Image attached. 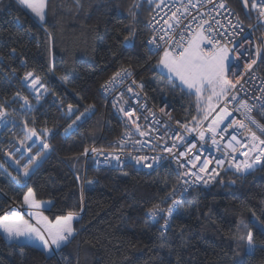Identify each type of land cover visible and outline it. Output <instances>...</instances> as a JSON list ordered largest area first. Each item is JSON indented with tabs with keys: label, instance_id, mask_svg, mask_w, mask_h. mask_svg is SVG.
I'll list each match as a JSON object with an SVG mask.
<instances>
[{
	"label": "trees",
	"instance_id": "obj_1",
	"mask_svg": "<svg viewBox=\"0 0 264 264\" xmlns=\"http://www.w3.org/2000/svg\"><path fill=\"white\" fill-rule=\"evenodd\" d=\"M226 1L244 24L252 22L238 0ZM153 5L148 0H48L41 24L16 0H0V104L17 121L12 132L18 138L27 124L38 133L48 129L51 145L25 176L4 161L12 133L0 131V216L14 203L26 209L25 220L41 227L29 212L49 221L78 213L75 235L51 253L30 241H9L0 231V264H264V232L258 227L264 226V167L242 176L222 172L211 187L189 190L179 197L167 227H162L163 215L154 220L147 210L171 203H161L177 184L171 169L84 168L85 147H105L120 132L100 92L119 68L130 67L148 98L155 104L165 101L177 118L196 126L192 118L203 116L194 95L161 75L160 56L146 46L145 23ZM254 34L264 35L259 28ZM126 36L131 37L127 43ZM258 69L264 76L263 58ZM27 72L47 89L39 101L22 83ZM16 93L27 96L32 107L21 112ZM69 104L77 108L72 115ZM89 105L86 116L66 132ZM256 115L264 124V114ZM17 176L19 182L13 179ZM29 188L40 208L24 204ZM249 230L252 253L246 249Z\"/></svg>",
	"mask_w": 264,
	"mask_h": 264
},
{
	"label": "snow or ice",
	"instance_id": "obj_2",
	"mask_svg": "<svg viewBox=\"0 0 264 264\" xmlns=\"http://www.w3.org/2000/svg\"><path fill=\"white\" fill-rule=\"evenodd\" d=\"M16 2L19 6L30 12L39 23H46L48 0H16ZM209 2H211V0H209ZM77 3L79 4V0H77ZM148 3L152 5L154 0H148ZM176 3V10L171 13L169 19L163 21V25L166 27L161 29L163 34L159 36V42L155 35L153 39L149 40V50H153V47L156 50L163 47V54L157 62L156 67L161 69V75L166 76L174 86L176 82L179 81V86L182 91L186 90L188 95H195L197 112L198 114L203 112V116L200 120H197L195 116L192 118L193 122H195V127H190L189 123L181 124L177 121V124L184 131L180 132L173 130L171 133H166V137L172 141V145L169 147L167 144H164L161 151L167 153L169 157L176 160L180 168H183L184 165L180 163L179 158L188 156V153L180 151L177 156L176 150L185 143H188L187 136L184 133L198 132L200 141H206L207 137L205 133H210L212 144L219 145V141L217 140L218 135L222 136L224 139H228V137L223 136V133H226L229 129L235 128L243 130L247 128V134L243 137V140L238 139L235 134L231 135L229 142L225 145L227 149H231V153L225 152V156L229 158L227 160L217 159L215 160V164L221 168L227 164L229 168H235L236 172L240 174H246L257 167H264V139L258 137L256 132L248 127V124L255 125L259 128L261 134L264 135V124H260L252 116V112L257 105L260 108H264V87L261 88V93L259 95L251 98L255 101V103L252 104H250L248 100L241 99L239 95L240 92L245 91L244 83H246V81L243 80V77L250 72L257 63L256 59H247L251 53L245 48V45L252 43L250 39L252 31L257 26H264V0H251V10L258 13L257 25H248L247 33L242 26L243 22L240 21L239 16L236 17L235 24L229 21L231 31L221 32L218 29H213L208 20H203L196 29L191 30L192 23L197 20V17L193 16L186 26L189 29L188 36L190 37L187 40H185L183 30H181L180 33V40H176L171 33L176 26L182 25V18L184 16L190 15L189 7L195 8L197 4L193 3V0H187L186 4L180 3V0H176ZM197 3H199V0H197ZM242 3L246 9L249 8V0H242ZM139 6V3L134 4V7L138 8ZM155 7L163 11L165 8H168L169 5L165 0H158V2H155ZM218 7L226 9L227 5L222 2ZM132 15L134 16L135 13H132ZM215 24L219 25L220 21L216 20ZM205 25H207V27H205ZM237 29H239V31H237ZM229 37L231 39H229ZM130 39L131 37L126 36L124 38L125 43ZM241 40H243V43H241ZM13 51H15V49H13ZM255 56L264 58V44L256 46ZM242 61L243 71L240 70ZM130 74L128 68H121L109 81L102 85V88L108 91L111 85L115 84L118 80L126 78ZM33 75V72H27L23 79L29 81ZM253 79H255V77H253ZM133 83H135V81H133ZM29 87L37 93V101L41 98V89L47 91L45 85L40 82L39 77L32 78ZM140 87H143V85H140ZM128 91L132 92L133 89L129 87ZM16 96L19 100L23 101L20 104L21 108L32 107L27 96H21L20 93H16ZM234 101H239V103L232 112H230L226 106L216 111L217 105L221 102L227 105ZM92 107V105H89L85 108L84 112L77 115L75 120L68 125L65 131L67 132L75 126L78 121L82 120ZM120 111L123 112L125 117L132 121L134 130L139 133L140 137L150 135L149 132L141 130V126L136 120H132V117L135 115V110L126 111L124 108H121ZM238 111L245 117L244 120L234 118V112ZM68 112L74 114L73 105H68ZM160 112L168 115L169 120L172 118L165 112L164 107L160 108ZM149 115L152 116L156 124L160 123L151 110H149ZM8 116L9 113L5 110L4 105L0 104V121H7ZM227 119H230L231 123H228L227 126L218 133L217 129L221 128V125L224 124ZM145 120H147V117H145ZM208 120L211 122L208 123L205 129L203 124ZM165 127H167V125H165ZM24 130L25 136L19 141L21 147L16 149V151L20 152L21 149H23L24 152L28 153L27 163H25L21 169L23 174L27 176L31 167L43 157V154L51 148V145L46 139L49 132L48 129H43L42 132L38 133L36 128H30L25 124ZM133 136L134 134L132 131L125 132L123 137L118 141L121 146L120 153H108L107 155L111 157V160L106 158L104 162L111 163V161L114 160L117 164H121L123 162L121 156L126 155L137 165L143 167L145 162H147L148 167H153L160 159H164V157L159 156H134L132 152L125 153L123 149L128 144H132L135 150L139 151L141 148L145 147L146 143H150V141L145 142L142 139H134ZM163 139V137L158 138V142ZM245 141L247 142L246 144ZM37 142L42 145V148L37 151L35 155H32V149L34 146H37ZM195 146V144L189 143V152H191ZM237 146L240 148L247 147V151L240 152V155L244 156L245 159L237 160L235 155H233L238 151ZM155 147L156 145H152L153 149ZM89 151L96 156L105 155L102 150L95 147L91 149L85 147L83 154L87 156ZM6 155L11 157L12 153H6ZM188 158L192 162L193 167H199V173H205L206 175L209 173L211 174L209 175V179H204L203 176L196 172L180 173L181 177L194 176L195 179L192 180L193 184L198 182L207 184L211 179H215L219 175L217 168L209 169V163H211V161L205 159L202 162V166H199L190 156H188ZM196 160H200V157L197 156ZM16 164L19 165L20 160H16ZM77 178L79 179V177ZM13 179L19 182L20 177H13ZM89 183H91V181H89ZM188 183L189 181L187 179H183L180 187L183 189V185ZM169 199L171 203L168 205L167 209L161 208L160 203H157L147 210V215L154 220L163 215L164 225H162V227H167L169 219L181 204L180 199L177 198L176 186L162 198L161 203ZM24 204L28 205L30 209L41 207V202L35 199L34 192L31 188H29L27 194L24 196ZM10 213L11 214L5 213L0 216V231L5 234L6 239L9 241L35 240L41 244L44 252L51 253L67 244L75 235L73 223L74 220L78 218V213L69 212L67 215L57 216L55 221H49L48 217L42 216V214L29 212V215L36 218L37 224L41 225V227H34L14 209L10 210ZM243 223V221L238 223V230ZM258 227L261 232H264V226ZM240 239H243V237H240ZM246 249L249 253L255 250V241L251 230H249L247 234Z\"/></svg>",
	"mask_w": 264,
	"mask_h": 264
},
{
	"label": "built area",
	"instance_id": "obj_3",
	"mask_svg": "<svg viewBox=\"0 0 264 264\" xmlns=\"http://www.w3.org/2000/svg\"><path fill=\"white\" fill-rule=\"evenodd\" d=\"M169 7L165 8L163 11H160L156 9L155 3L152 7L151 13L148 17L147 22L145 23V28L147 30V37L145 40L146 46L148 50L150 49L149 40L153 39L154 35L157 38V41L159 42V36L163 34L161 31L162 28H165L166 26L163 25V21L166 19H169L171 16V13L176 10V0H166L165 1ZM226 3L227 8H219L218 5L220 3ZM180 3H187V0H180ZM193 3L197 4L195 8L189 7V13L190 15H186L182 18V25L176 26L175 29L172 31V35L176 40H180V33L181 30L184 31L185 40L190 38L188 36L189 29L186 27L189 24V21L193 16L197 17V20L192 23L191 30L196 29L199 24L203 20H208L209 24L213 27V29H218L221 32H227L231 31V27L229 25V21H231L233 24L236 23V17L239 16L240 21H242L238 11L229 3H227L226 0H199V3H197V0H193ZM251 0H249V12L251 15L252 22L248 25H257V16L258 13L255 11H252L250 8ZM220 21L219 25L215 24V21ZM243 22V21H242ZM247 24H242V26L245 28L246 33L248 29ZM207 27V25H205ZM256 28H259L263 34H264V26H257ZM239 31V29H237ZM264 36V35H263ZM229 39H231L229 37ZM252 43L246 44L245 48L251 53V55L247 58L248 60L256 59L257 63L253 66V69L248 72L244 77L243 80L246 81L244 83V92H240L239 95L241 99L248 100L250 104L255 103L252 97H255L256 95H259L261 93V88L264 87V76L260 73L258 66L261 58H258L255 56V48L257 45H260V39H258L255 34L254 30L251 33L250 37ZM241 43H243V40H241ZM167 46V45H165ZM210 47V46H209ZM149 52L153 56H160L163 53V47H161L159 50H156L153 47V50H149ZM122 68H128L130 71V75H128L126 78L122 80H118L115 84L111 85L108 88V91H105L104 88H100V92L102 94L104 103L106 107H108L111 112L114 114L117 122L120 125V132L119 134L111 139L109 142H107L105 147H99L96 145H92L88 147L89 149L95 147L97 149L102 150L105 155L102 156H96L89 151V154L84 157V168L89 165L90 167L94 169H121L126 165H129L135 169L139 170H152V169H171L174 174L177 176V198L181 197L182 195L186 194L189 190L193 188H209L211 187L215 181L218 179L219 175L224 172V168L227 164L224 165L223 168L217 166L215 164V160H227L229 157L225 156V152L231 153V149H227L225 145L229 142V139L231 135L235 134L237 135L238 139H242L247 134V128L243 130L239 129H229L226 133H223V136L228 137V139L222 138V136L218 135L217 140L219 141V145H213L211 140V134L205 133L207 139L206 141H200L199 140V134L198 132H191V133H184L187 136L188 143H185L182 147L178 148L176 150V154L178 156V153L180 151H184L188 153V156L192 158L193 161H196V163L199 166H202L203 160L207 159L211 161L209 163V169L211 168H217V171L219 172V175L215 179H211L209 183L204 184L203 182H198L193 184L192 180L195 179L194 176H188V177H181V172H196L199 173V167H193L192 162L189 160L188 156L180 157V163L184 165L183 168H180L176 160L172 159L168 156L167 153H163L161 151L164 144H167V146L171 147L172 141L170 139H167L166 133H171L174 131H180L183 132L184 130L180 128V126L177 124V121H179L181 124L187 123L179 118H177L173 113L169 105L162 101L160 103L155 104L152 102L148 96L145 93L144 90V82L137 78L134 71L130 67H122ZM121 68L116 70L111 76H109L102 85L105 84V82L109 81L110 78L113 77L115 73H117ZM240 70L243 71V61L240 65ZM255 77V79H253ZM135 81V83H133ZM140 85H143V87H140ZM131 87L133 89L132 92H129L128 89ZM247 93V94H245ZM227 99V98H226ZM239 103V101H234L230 104L224 105L222 102L217 105L216 111L219 110L221 107H227L230 112L233 111V109L236 107V105ZM167 105V106H166ZM146 106V107H142ZM164 107L165 112L168 113L172 118L169 120L168 115H165L160 112V108ZM121 108H124L127 110H135V115L132 117V120H136L140 126L141 130L145 132H149L150 135H146L144 137H140L139 133L135 132L134 127L132 125V121L129 120L127 117L123 115V112L120 111ZM149 110H151L152 113L155 114V117L157 120L160 121L159 124H156L152 116L149 115ZM264 114V108H260L258 105L254 108L252 112L253 118L258 121L260 124H263L258 116L256 115ZM145 117H147V120H145ZM234 118L239 120H244L245 117L241 114V112H234ZM211 121H205L203 124V127L206 129L208 123ZM248 123L247 121H245ZM228 123H231L230 119H227L224 124L221 125V128L217 129V132H221V129L225 128ZM167 125V127H165ZM190 127H195L191 124H189ZM248 127L251 128L252 131L256 132L257 136L261 139H264V135L261 134V131L259 128H257L255 125L248 124ZM127 131H132L134 136V139H142L146 143L145 147L141 148L139 151H136L134 146L132 144H128L124 147L123 151L125 153L132 152V155L134 156H159L164 157V159H160L157 164H155L153 167H148L147 162H145V165L142 167L140 165L135 164L133 160H131L128 156L124 155L121 156V160L123 161L121 164H117L114 160L111 161V163H105V159L111 160V157H109L108 153L113 154H119L121 151V146L119 144V140L123 137L124 133ZM163 137L164 139L158 142V138ZM195 144V148L192 149L191 152H189L188 144ZM247 142L245 141V144ZM152 145H156V147L153 149ZM238 151L237 153L233 154L235 155V158L237 160H243L245 159L244 156L240 155V152L247 151V147L240 148L237 146ZM199 156L200 160H196V157ZM258 168V167H257ZM256 169V168H255ZM201 176L204 177V179H209V174L205 173H199ZM183 179H187L189 181L188 184L183 185V189L180 187V185L183 182ZM16 210L20 213V215H23L26 212V209L18 206L14 203L10 204L5 210L4 214L10 213V210Z\"/></svg>",
	"mask_w": 264,
	"mask_h": 264
},
{
	"label": "rangeland",
	"instance_id": "obj_4",
	"mask_svg": "<svg viewBox=\"0 0 264 264\" xmlns=\"http://www.w3.org/2000/svg\"><path fill=\"white\" fill-rule=\"evenodd\" d=\"M166 1V0H165ZM155 2H158V0H154V3ZM163 54V53H162ZM162 54L160 55V57L162 56ZM159 57V59H160ZM158 59V61H159ZM157 61V62H158ZM157 65V64H156ZM158 69V68H157ZM159 72H161V69H158ZM32 78H35V77H32ZM30 78L29 81H25L23 80L22 83L24 85V87L28 90V92L32 95V97L36 100V95L37 93L34 92L32 90V88L29 87V84H30V80L32 79ZM176 84L179 86V81L176 82ZM180 87V86H179ZM181 88V87H180ZM43 89H41V94L43 93ZM186 91V90H184ZM187 92V91H186ZM195 96V95H194ZM23 102V101H22ZM26 109H28V107H25V108H21L19 106V110L21 112L25 111ZM6 110V109H5ZM7 111V110H6ZM8 112V111H7ZM9 113V116H8V119L7 121H0V131L1 130H8V132H11L12 133V137H11V142L13 144V146L11 147V150L6 152V153H12V156H8L6 155V153L4 154V161L8 164V166L10 168H12L14 170L15 173H18V174H23L22 172V166L27 163V160H28V153L27 152H24L23 149H21L20 152H17L16 149L20 148V143L19 141L22 140L25 136V130L24 128H21L20 130L22 131V136L20 138H18V136L12 132L14 126L17 125V121L13 118V116L11 115L10 112ZM31 143V142H29ZM42 148V145L39 144V142H37V146H34L33 149H32V155H35V153L37 151H39L40 149ZM16 160H20V164L17 165L16 164ZM36 164V163H35ZM33 167V166H32ZM24 175V174H23ZM30 211V209H29Z\"/></svg>",
	"mask_w": 264,
	"mask_h": 264
},
{
	"label": "water",
	"instance_id": "obj_5",
	"mask_svg": "<svg viewBox=\"0 0 264 264\" xmlns=\"http://www.w3.org/2000/svg\"><path fill=\"white\" fill-rule=\"evenodd\" d=\"M239 3H240V7L242 9V13L244 14V16L250 20L251 19V15H250V12H249V9H246L244 6H243V3H242V0H238ZM260 43L261 44H264V36H262L260 38ZM264 59V58H263ZM76 107H74V112L76 111ZM72 115V114H71ZM224 172H231V173H234L238 176H242L243 174H240V173H237L235 168H229L228 165H226V167L224 168Z\"/></svg>",
	"mask_w": 264,
	"mask_h": 264
},
{
	"label": "crops",
	"instance_id": "obj_6",
	"mask_svg": "<svg viewBox=\"0 0 264 264\" xmlns=\"http://www.w3.org/2000/svg\"><path fill=\"white\" fill-rule=\"evenodd\" d=\"M21 241H24V240H21ZM30 242H33L36 246H38L42 249L41 244L38 241L31 240Z\"/></svg>",
	"mask_w": 264,
	"mask_h": 264
}]
</instances>
